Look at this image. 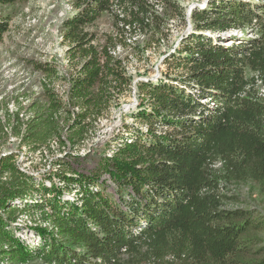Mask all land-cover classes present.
Listing matches in <instances>:
<instances>
[{
	"label": "trees",
	"instance_id": "1",
	"mask_svg": "<svg viewBox=\"0 0 264 264\" xmlns=\"http://www.w3.org/2000/svg\"><path fill=\"white\" fill-rule=\"evenodd\" d=\"M73 1L81 11L63 24L72 74L68 102L62 103L50 88V81L58 78L57 68L36 64L35 69L49 77L41 84L44 100L6 111L0 122L1 149L7 144L1 143L2 136L5 142L17 139L19 148L30 153L48 148L53 139L61 149L82 148L91 128L132 83L122 60L112 54L117 44L126 46L124 33L160 29L170 20V10L184 18V8L172 0ZM158 2H163L164 15L156 8ZM107 10L113 11L116 31L98 41V32H88L87 27ZM192 20L196 31L183 43L179 58L173 59L187 69L181 85L197 87L201 94L194 96L163 81L139 84L156 115L142 110L137 118L151 126L161 117L175 134L149 139L137 135L133 144L116 147L111 158L104 155L101 175L111 176L118 198L105 185L96 194L89 189L102 177L78 173L74 166L82 157L67 153L70 162L64 169L74 177L58 176L64 187L52 178L22 172L14 153L0 157V263L170 264L167 259L173 258L184 264H264V257L243 259L250 253L248 247L260 242L243 240L249 230L258 229L259 220L241 224L246 213L222 210L221 185L212 169L219 161L230 180L264 182V100L255 90L256 76L264 85V4L212 0L207 8L195 11ZM249 24L261 33L252 46L226 49L201 33ZM3 32L0 25V39ZM247 71L254 78H248ZM205 98L221 106L203 105ZM72 189L81 193V208L58 198ZM129 189L133 195L128 198L124 193ZM37 200L41 203H30ZM38 211L41 226L36 230L48 238L43 236L40 249L33 250L16 237L13 224L22 213ZM138 227L142 230L136 235L133 229Z\"/></svg>",
	"mask_w": 264,
	"mask_h": 264
},
{
	"label": "rangeland",
	"instance_id": "2",
	"mask_svg": "<svg viewBox=\"0 0 264 264\" xmlns=\"http://www.w3.org/2000/svg\"><path fill=\"white\" fill-rule=\"evenodd\" d=\"M67 0H13L10 3H2L0 1V25L3 26L4 32L0 39V122L5 119L6 111L9 113L16 112L17 107H28L32 102L44 100L41 93L40 84L44 82V78L49 77L39 73L35 69L36 64L43 61H50L55 64L58 73L67 75L71 78L68 56L66 55V46L61 37L64 35L63 22L65 12L63 8H67ZM154 1V0H152ZM184 8L181 19L172 10L168 11L170 20L160 29L150 30L147 34L138 33L133 35L128 30L123 35L126 46L117 44L112 50L114 57L122 60V66L127 76L132 78L130 87L126 88L119 100L112 103L110 111L104 115L97 124L94 125L92 132L86 137L85 146L80 149H53L46 155L36 153L30 158V166L40 172L43 170L49 160L56 156H64V152L82 156L76 159L75 168L81 173L94 174L96 177H102L101 171L104 167L105 154H108L109 148L114 145L119 138L127 130H137L139 126L145 125L137 118L140 111L150 110L147 92L141 91L139 84L154 82H167L171 85L180 83V79H185L187 71L183 66H179L178 54L184 48L183 43L195 33L194 21L192 20L195 11L202 10L208 6L212 0H172ZM229 1V0H228ZM249 4H264V0H245ZM243 0V2H245ZM196 5L191 11V7ZM159 13L164 15L163 2L156 3ZM65 10V9H64ZM115 11V7L111 8ZM113 11L107 10L101 14L93 27H87L88 32H98V41H104L105 35L114 33ZM168 16V15H167ZM64 17V18H62ZM209 30H204L206 35ZM214 44V37L227 36L222 43L231 44L237 42L235 37L258 39L261 34L253 25H245L238 28H232V31H219L216 34H210ZM233 35V36H232ZM242 38V39H245ZM64 40V39H63ZM235 46H240V44ZM97 44V41L95 42ZM218 45V44H216ZM227 45V46H229ZM222 46V45H221ZM69 47V44L67 45ZM66 55V57H65ZM173 56L177 58L173 59ZM56 60V61H55ZM73 65V64H72ZM247 77L252 78L253 74L247 71ZM254 78V77H253ZM260 80V79H259ZM256 79L257 97L264 100V87ZM58 81L52 79L51 84ZM53 82V83H52ZM177 82V83H176ZM58 83V82H57ZM60 86H64L63 82H59ZM201 91L197 95L200 96ZM196 95V93H195ZM198 96V97H199ZM202 102V101H201ZM204 104L209 107L215 105V100H207ZM217 104V103H216ZM152 110V109H151ZM147 113V112H146ZM153 113L156 112L153 111ZM27 115V114H25ZM161 118V117H159ZM170 126V125H169ZM171 127V126H170ZM10 132V129H9ZM169 135H174L172 127L168 130ZM129 135V134H128ZM131 134L130 136H132ZM139 136V135H138ZM141 139H149L148 136ZM126 138V136H125ZM7 139V137H6ZM1 143L5 144V150L2 152H14L20 157L29 158L28 150L19 148V141L13 137H9L5 142V136L1 137ZM84 156V157H83ZM101 168V170H100ZM212 169L215 171L216 178L220 183V194L223 199L222 210L225 211H242L246 213V218L238 223H245L246 219H250V223L259 220L260 225L256 230H249L244 235V241L260 240L257 246H249L250 253H246L243 259L247 262L258 261L264 257V182L257 183L254 181L237 182L230 180L225 175L224 165L222 162H214ZM110 192V190H107ZM112 193V192H111ZM113 195V193H112ZM128 196V193H124ZM70 200V198H68ZM39 224V222H38ZM247 224V225H249ZM32 234L46 237V233L39 230H31ZM248 251V252H249ZM259 251V253H257ZM257 253V254H256ZM126 259V256H122ZM170 260V261H169ZM170 264H184L181 260L168 258ZM29 264H42L39 261H33ZM148 264H165L153 263Z\"/></svg>",
	"mask_w": 264,
	"mask_h": 264
},
{
	"label": "built area",
	"instance_id": "3",
	"mask_svg": "<svg viewBox=\"0 0 264 264\" xmlns=\"http://www.w3.org/2000/svg\"><path fill=\"white\" fill-rule=\"evenodd\" d=\"M240 1H243V0H240ZM246 3H249V2H246ZM251 4H253V3H251ZM65 6L67 8L64 7L62 9L63 12H65V14H66L65 19L61 20L63 23H64V21L66 19H70V18H73V17L77 16L80 13V11H81L80 8L75 6V3H74L73 0H67ZM205 8L206 7H203L202 9H205ZM62 18H64V17H62ZM255 23H256V21H255ZM229 31H232V29L228 30L227 32H229ZM210 34H211V32L208 31L206 36L212 37ZM213 34H216V33H213ZM225 37H227V36L218 35L217 38L213 36L215 41H218V42H216V44L222 45L226 49H232L234 47L235 48L236 47H240L242 44H248L249 46H252L253 41L260 40V38H261V36L258 39H255V38H252V37L245 38V37H240V36L236 35V36H233V37H235V40L237 42H239L238 44H240V46H235L237 44V42H232L230 45L226 44V43H222V41L225 40ZM242 38H245V39H242ZM61 39L64 42V40H63L64 38L61 37ZM64 45L66 46V52L65 53L68 56V50H69V47H67L68 44L64 43ZM227 45H229V46H227ZM66 55H65V57H66ZM69 62H70V60H69V57H68V63ZM43 63H48L50 65L55 66V64H53L50 61L49 62L48 61L47 62L43 61ZM256 79L259 80V77L256 76ZM57 80L58 81H56L55 83L51 84L50 88L52 89V91L56 95L57 99H59L62 103L66 104L68 102L70 85H71L72 79L67 77V75L62 74V73L59 72ZM59 82H63L64 86H60ZM151 82H154V81L151 80ZM259 82H260L261 85H263L260 80H259ZM256 83H257V81H256ZM176 85L180 86L181 89L190 90V92L194 96H197V94L199 93V88H197V87H192V88L189 89L184 84L181 85V84L177 83ZM263 87H264V85H263ZM40 89H41V93H42L43 92V87H42L41 84H40ZM195 93H196V95H195ZM207 100H211V99L210 98H207V99L205 98L206 102H207ZM201 101L204 102V99H202ZM202 104L208 106L207 103L206 104L202 103ZM220 106H221V104H218V103L216 104V102H215V105L213 107H210V108L216 109V108H219ZM150 108H151V106H150ZM151 109L146 111L147 114H152L153 113V110H151ZM155 119H157V120L151 126H149L148 124L145 123V125L139 126L137 130H133L134 128H132V130H128L127 132L125 131L119 138L116 139L114 145H112L111 148H109L108 154H106V156L111 158L114 155V150H116V147H120L123 143H128V144H133L134 143L131 139H127V138L124 137V135H126V134H135V135H139L141 137H146V136L150 137V135H154V136H157V137H167V136H169L168 130L171 129L169 124H167L166 121H164L162 118L156 117ZM84 146L85 145H83V147ZM56 148L59 149V150L65 149L63 147H62V149L60 148V144L58 142V139H53L49 143V147L48 148H44L42 151H39V152H36V153H39V154H42V155L44 153L46 155L48 152H52L53 153L52 150L56 149ZM23 149H25V148H23ZM2 150H5V148L4 149L0 148V157L2 155H6V154H11L12 153V152H8V153L7 152H2ZM36 153L28 152L29 155H27V156H29V158H26L27 162L24 161L25 160L24 157H21V160H20V157L18 156V154L14 153L16 155V165L18 166V168L22 172H24V173H26L28 175L34 176L36 178H39V179L52 178L53 181L56 184H58L59 186H61V187H64V183L60 182L58 176H60L61 174H66L67 177H74L73 172L69 173L68 171H65V169H64V167H65L64 163L70 162L69 158H67L68 157L67 156V152H64L65 155L67 156L66 158H64V156H62V155L53 157L51 160H49V162L47 163L46 167L43 170H41L40 172H37L36 169L31 168V166H30V163H31L30 158H32V156L34 154H36ZM74 156H79V155L74 154ZM79 157H82V156H79ZM74 168H75V166H74ZM77 172L79 173L81 171L78 170ZM45 184H46V186L50 187L51 186V181L47 180ZM104 185L106 186V190H110V192L107 191L109 194L112 195V193H113V196H115L117 198L119 197L117 186L113 182V180L111 179V176L109 174H104L103 177L100 179V181L97 182V184H95L93 186H89V189L93 193L96 194L102 188H104ZM131 194L133 195V191H132V189H129L128 190V195L130 196ZM129 196H128V198H129ZM81 197L82 196H81V193L79 192V190L72 189L71 191L64 190L62 195L60 197H58V198L62 199L63 201H69V202L73 203L75 206H79V208H81L82 207ZM68 198H70V200ZM38 202L41 203V201H38V200L37 201H30V203H33V204L38 203ZM16 204H17L16 206H20V202H17ZM40 217H41V212L40 211H38L36 213H33V214L22 213L21 215H19V217L17 218V220L13 224L14 228L17 230L16 231V237L19 238L26 246H28L30 249H33V250L34 249L35 250L40 249V244H41L42 237L40 238L38 235L34 236V234H32V231H31V230L37 229V227L41 226L40 225V221H39ZM38 222H39V224H38ZM144 224H145V221H144ZM44 227H47V225H44ZM49 229L51 230L52 228H49ZM141 230H142V228H140V227L133 229V231H134V233L136 235H139ZM0 264H9V263L8 262H1Z\"/></svg>",
	"mask_w": 264,
	"mask_h": 264
},
{
	"label": "bare ground",
	"instance_id": "4",
	"mask_svg": "<svg viewBox=\"0 0 264 264\" xmlns=\"http://www.w3.org/2000/svg\"><path fill=\"white\" fill-rule=\"evenodd\" d=\"M214 109V108H213ZM131 134H126V135H124V137L126 136V138L127 139H131L132 141H134L135 139H136V137H138L137 135H132V136H130Z\"/></svg>",
	"mask_w": 264,
	"mask_h": 264
},
{
	"label": "water",
	"instance_id": "5",
	"mask_svg": "<svg viewBox=\"0 0 264 264\" xmlns=\"http://www.w3.org/2000/svg\"><path fill=\"white\" fill-rule=\"evenodd\" d=\"M196 5H194L193 7H191L190 11L195 7Z\"/></svg>",
	"mask_w": 264,
	"mask_h": 264
},
{
	"label": "clouds",
	"instance_id": "6",
	"mask_svg": "<svg viewBox=\"0 0 264 264\" xmlns=\"http://www.w3.org/2000/svg\"><path fill=\"white\" fill-rule=\"evenodd\" d=\"M254 4V3H253ZM261 34V33H260Z\"/></svg>",
	"mask_w": 264,
	"mask_h": 264
}]
</instances>
